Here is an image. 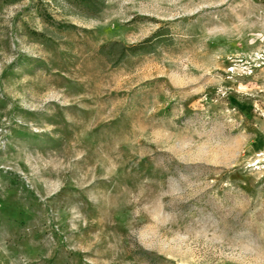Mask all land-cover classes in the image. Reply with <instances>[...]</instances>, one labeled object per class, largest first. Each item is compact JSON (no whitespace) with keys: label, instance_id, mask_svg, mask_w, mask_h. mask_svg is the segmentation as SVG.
Listing matches in <instances>:
<instances>
[{"label":"rangeland","instance_id":"rangeland-1","mask_svg":"<svg viewBox=\"0 0 264 264\" xmlns=\"http://www.w3.org/2000/svg\"><path fill=\"white\" fill-rule=\"evenodd\" d=\"M75 12L0 0V264H264V0Z\"/></svg>","mask_w":264,"mask_h":264},{"label":"trees","instance_id":"trees-1","mask_svg":"<svg viewBox=\"0 0 264 264\" xmlns=\"http://www.w3.org/2000/svg\"><path fill=\"white\" fill-rule=\"evenodd\" d=\"M70 3L73 4L75 7L76 12L79 15L85 16V17H93L95 16L103 7L104 0H68ZM118 46L119 52L117 61H120L124 57H126L129 54H143L146 52L152 51L154 48V45L150 42V38L143 40L140 43H137L132 46H121L117 42H111L107 45V49ZM104 48V47H103ZM102 48V49H103Z\"/></svg>","mask_w":264,"mask_h":264}]
</instances>
